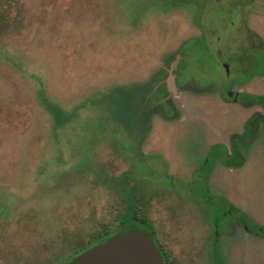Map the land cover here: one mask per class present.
Wrapping results in <instances>:
<instances>
[{"label":"rangeland","instance_id":"1","mask_svg":"<svg viewBox=\"0 0 264 264\" xmlns=\"http://www.w3.org/2000/svg\"><path fill=\"white\" fill-rule=\"evenodd\" d=\"M179 1L0 0V264L67 263L77 244L118 230L126 188L136 218L152 224L156 237L160 222L191 227L208 219L209 237L212 227L226 237L224 264H264V239L222 216L219 197L209 200L197 187L184 193L208 201L207 214L201 200L158 179L157 161L146 166L126 156L140 143L157 145L159 131L167 156L194 168L210 143L228 144L252 113L263 112L225 96L228 86L264 95V0H252L254 10L248 4L242 17L235 14L242 0ZM201 31L206 42L191 48ZM181 45L188 83L172 99L179 120L155 121L144 108L153 105L133 94L153 85L160 60ZM241 59L254 60L253 78L242 74ZM243 153L240 169L217 167L209 192L264 224V130ZM219 205L225 208L216 211ZM183 244L195 254L189 264L210 263L206 243Z\"/></svg>","mask_w":264,"mask_h":264},{"label":"flooded vegetation","instance_id":"2","mask_svg":"<svg viewBox=\"0 0 264 264\" xmlns=\"http://www.w3.org/2000/svg\"><path fill=\"white\" fill-rule=\"evenodd\" d=\"M248 4L252 6L251 11L254 10V5L252 3V0H242V2L239 4V7L237 8L238 11H236V16L242 17L243 14V9L246 7ZM247 31V27H245ZM201 30V29H200ZM251 32V30L249 31ZM253 33V32H252ZM205 34L203 31H201V35L199 40H201L202 43L204 41L206 42V37L204 36ZM204 45V44H202ZM207 45V43H206ZM187 48H183V45L180 46V48L175 52L174 55L170 56L168 61L163 62L160 60V65L157 66V75L153 78V85L150 84V86H145L144 88H140L139 92L133 94L135 99H141L142 101H149V97L151 94H157V102L151 103L153 106H147L144 103V108H145V115L146 117H154L157 116V118L162 119L164 121H174L179 117V110L177 106L175 105L174 101L172 100L174 96H176L179 92V90L184 89V86L187 82L186 79V74L188 71L187 66H185L184 63V58H185V52L187 51ZM192 52V51H191ZM184 54V55H183ZM167 63V64H166ZM239 63H242L241 66V72L243 73H248L246 72L249 70L252 72L250 69V66L252 65L253 61L252 59L250 61H242L239 60ZM166 64V66H165ZM228 68V67H227ZM248 68V69H247ZM227 70V69H226ZM228 71V70H227ZM241 72H238L241 75ZM255 72L250 73V77L248 79L253 78V75ZM245 75V74H244ZM248 75V74H247ZM246 75V76H247ZM245 76V78H246ZM170 77H172V82H170ZM247 79V80H248ZM147 88V90H145ZM151 90V92H150ZM227 93L226 97V102H233V103H240L238 102V96L241 94V92H233L231 88L228 86L227 88ZM157 92V93H156ZM244 93V92H242ZM137 95V96H136ZM253 95V94H252ZM130 96V95H129ZM130 98V97H129ZM155 98V97H154ZM139 99V100H140ZM138 100V101H139ZM222 101V99H220ZM225 102V101H223ZM141 103V102H140ZM242 106V105H241ZM243 107V106H242ZM250 107V106H248ZM142 107H136L135 111L133 112H138ZM246 108V107H245ZM257 112V111H256ZM260 112V111H259ZM253 114V113H252ZM170 126V125H167ZM167 130L165 131V133ZM160 132L157 131V145L152 146L151 149L147 147V144L150 142L152 145L154 144L151 141H147L145 143V146L143 147L142 143L138 146L137 153H128L127 154L124 152L125 145H120L124 154L128 156L129 159L135 160V163H145L146 166L150 164H154V160L157 161V165L154 164V166H157L156 174L159 175V180L162 181H168L167 185L172 188L173 191H178L181 194L184 195L186 193L188 195V191H190L193 188H199L202 191H206L207 195L209 197V200L211 198L219 197L218 199H223L227 201L230 206H227L226 210H223L221 215L226 216L225 214L229 215V217L233 218L236 222H238L242 228L244 233H246L249 237L255 238L256 240H261L264 239V235L259 236L257 232H253L250 228H248L247 225H245L241 220L238 219L237 215L232 212L233 208H237L234 206L232 203H230L224 196H214L211 195L209 192V181L212 179L215 171L217 170L218 166L226 167L228 170L229 169H240V167H234L231 165V160H232V152H231V146H230V141L228 140V144L222 141L210 143L207 147V151L204 156V160L201 165H197L194 168H189L185 169L182 165V163H178L177 160H173L170 156H167V146L169 145V141L165 140V137L161 136L159 134ZM238 134V133H235ZM242 134V133H240ZM233 135V134H232ZM231 135V136H232ZM230 136V137H231ZM229 137V139H230ZM164 138V139H162ZM254 143V142H253ZM222 147H226L228 151L226 152V155L222 149ZM153 148V150H152ZM156 150V151H154ZM240 153L244 156L243 149L240 148ZM132 154V155H131ZM245 158V156H244ZM226 159V162H225ZM236 160V159H234ZM245 163V162H244ZM160 168V169H159ZM151 169V168H150ZM152 170V169H151ZM124 178H129L130 174H124ZM189 181V182H188ZM191 182V184H190ZM128 189V188H126ZM129 190V189H128ZM130 191V190H129ZM131 193V191H130ZM132 195V193H131ZM186 198H196L201 200L202 207L206 208L207 214L210 212V207L208 205V201H204L203 199L200 198V196H186ZM133 198V195H132ZM127 200V199H126ZM134 200V198H133ZM134 202V201H133ZM135 208V207H134ZM238 209V208H237ZM221 208L218 207L216 211H220ZM241 210V209H240ZM242 211V210H241ZM246 214V213H245ZM247 215V214H246ZM248 216V215H247ZM248 218L250 219V222L252 225L256 226H263L264 224H258L255 221H253L249 216ZM207 221V222H206ZM204 221H201L198 224V226L192 225L189 227V225L183 226V224H178L179 222L175 221H166L165 222H160L157 224V237L154 231V228L151 224L152 231H153V236L152 240L153 243L155 244L156 248L158 249L162 260L163 264H189L193 263L194 261V253L188 252L185 250L182 245L185 241H189V243H198L200 245H205L206 247V252L204 253L203 258H207V260L210 261V263L206 262V264H224L223 260V250H222V240H224L226 237L223 234H220V231L215 230L214 227H212V233L211 236L209 237V221L208 219ZM231 222V221H229ZM200 225V226H199ZM242 231V232H243ZM205 242V243H204ZM163 245H167L166 249L169 253L164 251Z\"/></svg>","mask_w":264,"mask_h":264},{"label":"trees","instance_id":"3","mask_svg":"<svg viewBox=\"0 0 264 264\" xmlns=\"http://www.w3.org/2000/svg\"><path fill=\"white\" fill-rule=\"evenodd\" d=\"M200 1H202V0H193L194 3H200ZM251 33L252 32H250V34ZM199 42H201L199 39L193 40V42L191 43L192 45L190 47L191 48L196 47L197 49H199L197 47L200 44ZM183 48H186V47L183 46ZM249 61H250V59H249ZM260 61L263 63V61H264L263 56H260ZM150 92H151V90H150ZM156 95L157 94H154V93L150 95L149 104L157 102V98H156L157 96ZM225 99H228V97L225 96ZM238 102L243 107H248V106L262 107L263 112H259V111L254 112L246 120L242 134H233L230 137L229 141H230L231 152H232L231 165L234 167H240L245 162L244 156L240 153V148H242L243 150L247 149L253 142H255L257 140L258 136L260 135L261 130H264V95H252V94H247V93H241L238 96ZM222 149L226 155V152L228 151V149L226 147H222ZM234 159H236V160H234ZM225 162H226V159H225ZM125 188L126 187H124V189ZM220 200H221V204L226 206V208H227V206H230V204L227 201H225L223 199H220ZM133 201L134 200L132 198V195H131L130 191L128 190L127 205H126V208H125V210H124V212H123V214L119 220L118 230L113 232V233H106V234L98 236L97 238L93 239L92 240L93 242L88 246L81 247L80 244H77V247L75 250L78 249V251L75 252L73 256H71L70 258H68L66 260L67 263L70 262L79 253L87 250L88 248H90L94 245H97L99 243H103L109 237H111L112 235H114L116 233L127 232L130 230L136 229V230L146 232V233L153 236L151 224L145 220L139 221L136 218V213H135ZM224 206L222 207L219 205L218 207H220L222 210L225 208ZM226 208H225V210H226ZM232 212L235 213L237 215L238 219L241 220L245 225H247L248 228H250L254 233L257 232V234L259 236L264 235V225L255 227V225L251 224L248 216L243 211H241L240 209L233 208ZM60 264H64V263H60Z\"/></svg>","mask_w":264,"mask_h":264},{"label":"water","instance_id":"4","mask_svg":"<svg viewBox=\"0 0 264 264\" xmlns=\"http://www.w3.org/2000/svg\"><path fill=\"white\" fill-rule=\"evenodd\" d=\"M66 264H163V260L151 235L133 229L112 235Z\"/></svg>","mask_w":264,"mask_h":264},{"label":"crops","instance_id":"5","mask_svg":"<svg viewBox=\"0 0 264 264\" xmlns=\"http://www.w3.org/2000/svg\"><path fill=\"white\" fill-rule=\"evenodd\" d=\"M184 4V5H192L194 2L193 1H187V0H185V1H179V4ZM222 103H225V102H223L222 101ZM179 116H180V114H179ZM155 117V118H154ZM154 117H152V118H154L155 119V121H156V119H159V118H157L156 116H154ZM161 121H163V122H165V123H167L166 121H164V120H162V119H160ZM179 120V117L176 119V120H174L173 122L175 123L176 121H178ZM149 138H151V135L149 136Z\"/></svg>","mask_w":264,"mask_h":264}]
</instances>
